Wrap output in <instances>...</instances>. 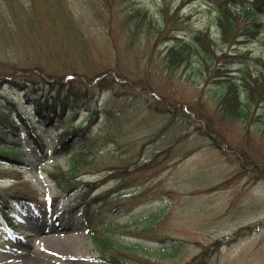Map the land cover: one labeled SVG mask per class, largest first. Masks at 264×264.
Segmentation results:
<instances>
[{"label":"rangeland","instance_id":"obj_1","mask_svg":"<svg viewBox=\"0 0 264 264\" xmlns=\"http://www.w3.org/2000/svg\"><path fill=\"white\" fill-rule=\"evenodd\" d=\"M137 10L147 14L142 23ZM198 31L216 41L209 68L197 55L169 65V47ZM263 43L264 33L222 43L206 0H0V73L37 74L30 99L24 89L0 87V118L14 108L8 100L17 108L15 126L0 125V151L15 147L21 162L0 158V193L30 198L10 199L9 208L0 202V264H264V101L238 119L221 99V80L239 77ZM57 80L61 96L71 87L75 94L47 124L31 90L48 95ZM89 118L84 139L60 143L61 132ZM72 159L75 176L55 178L56 166L67 169ZM80 182L74 194L67 190ZM88 183L94 211L76 206ZM89 226L135 249L103 258ZM175 244L174 254H163Z\"/></svg>","mask_w":264,"mask_h":264},{"label":"trees","instance_id":"obj_2","mask_svg":"<svg viewBox=\"0 0 264 264\" xmlns=\"http://www.w3.org/2000/svg\"><path fill=\"white\" fill-rule=\"evenodd\" d=\"M183 1L190 2L192 0ZM206 2L212 6L215 13V23L218 27L220 40L222 41V43L224 42L232 45L236 42H240L241 40L254 39L256 36L264 33V0H206ZM163 14L164 22L168 24L171 17L168 16V12L166 9H163ZM134 17H138L136 19L137 22L142 23L146 19L147 14L142 13V11L140 10H137V14ZM148 23L149 25L147 27V30H150L152 29V20L150 19ZM160 26H162V24H160ZM165 26L166 25H164V27L160 29L162 33L169 30V26ZM213 44H216V41L209 37L208 32L198 31L190 40L178 39L174 43V45L169 47L166 54V59L169 65L174 66L188 63L193 56L195 57L197 55L201 57V61L204 67L209 68V66L211 65L210 63L214 58L210 50ZM253 65L257 67V72L254 75L252 73ZM238 70L239 77L227 75L224 76V78L221 80L222 87L225 88L221 99H223L225 105L227 102L226 106L227 111L229 112L228 114L238 119H244L247 115V107L252 103V101H264V43L261 54L252 58V60L250 61H246L242 66L239 67ZM27 71L28 69L25 70L22 68H18L14 69L13 71L0 73V87L3 86L4 83H9L11 85V88H13L14 90H26L24 91V93L26 94V97L30 99L31 93L28 90L32 87V84L30 85L29 82L35 83L36 79L34 76L37 74H27ZM2 76H4L5 78H3ZM23 77L24 79L26 78L25 81L22 79ZM54 82L55 84H53L49 89L50 94L48 95H39L36 92V88L31 90V92L35 94V97H32L31 99H33L32 103L35 106L36 116L43 119L47 124H53L52 117H54L55 119L57 117L61 118L65 114L66 110L70 108V97L75 94V92L73 91V87H71L70 91L66 92V97L65 95L61 96L62 91L58 90V87H63V84L58 80ZM27 85L29 87H27ZM8 103L11 104L14 108L10 107L8 109L10 113H6V115H3V117L0 118V125H2L4 128L15 126L17 122L13 114V109L16 110L17 108L12 100H8ZM18 116L21 117L23 124H28V119L23 117L22 113H19ZM73 116H75V112L73 113ZM92 120L93 118H89L85 127H81V125H73L70 126V128H66L59 134L60 143H65L66 135H72L73 137H75L78 136L79 133H81L82 135L80 137L84 139V137L87 136L90 126L93 124ZM29 130L30 135H32L35 143L39 145L42 153L45 154L47 147H45L44 141L34 134L32 128H30ZM4 131V133H0V144H4L5 142H7V133L6 130ZM19 156V152L15 147L6 146L0 151V158L12 163L21 164L18 159ZM56 167L58 168V170L53 173L55 178H63V180H66V177L73 178L75 176V173L78 172L79 160L72 159V162L67 169H63L60 165H57ZM18 168L22 167L18 166ZM79 184H81V182L69 186L67 190H72V194H74L81 187V185ZM88 186L89 187H83V189H81L79 203H77L76 205L78 206L80 203H83L86 206L87 210L92 209V202H88L87 200V195L91 194V187L89 183ZM4 194H6L8 198H4L3 196L4 200H2L1 197ZM4 194L0 193V202L6 208H9L6 202H10V199H30L25 195L24 192H6ZM96 199L98 198H95V202H97ZM92 211L94 210L92 209ZM1 212L4 215L5 220H7L9 224H13V219L10 218L9 215L10 212L6 211L5 209H1ZM89 221L90 219L88 216L86 219V223L88 224ZM89 228L91 240L100 251L103 258H105V255L108 254L111 257L112 261H117L119 260V257L116 254L123 250L135 249V245L130 246L127 244H123L108 233L99 232L98 230L90 226ZM238 233L239 232H235L234 236H238ZM214 245L218 246L219 241H216ZM177 250L178 248L176 244L173 246H165L162 249V251L164 252L163 254H174ZM196 262V258H194L192 260V264H195ZM202 262L203 261L197 262L196 264H200Z\"/></svg>","mask_w":264,"mask_h":264},{"label":"bare ground","instance_id":"obj_3","mask_svg":"<svg viewBox=\"0 0 264 264\" xmlns=\"http://www.w3.org/2000/svg\"><path fill=\"white\" fill-rule=\"evenodd\" d=\"M47 236H49V235H47ZM18 264V263H17Z\"/></svg>","mask_w":264,"mask_h":264}]
</instances>
